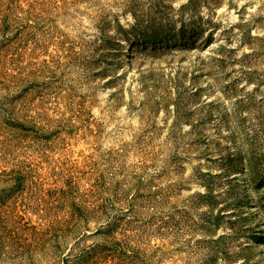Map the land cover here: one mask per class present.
Masks as SVG:
<instances>
[{"label":"rangeland","instance_id":"rangeland-1","mask_svg":"<svg viewBox=\"0 0 264 264\" xmlns=\"http://www.w3.org/2000/svg\"><path fill=\"white\" fill-rule=\"evenodd\" d=\"M0 264H264V0H0Z\"/></svg>","mask_w":264,"mask_h":264},{"label":"bare ground","instance_id":"bare-ground-1","mask_svg":"<svg viewBox=\"0 0 264 264\" xmlns=\"http://www.w3.org/2000/svg\"><path fill=\"white\" fill-rule=\"evenodd\" d=\"M239 174H240V173H239ZM248 196H249V190H248V193H247V195H246L245 197L247 198ZM245 197H244V198H245ZM247 202H248V201H247Z\"/></svg>","mask_w":264,"mask_h":264}]
</instances>
